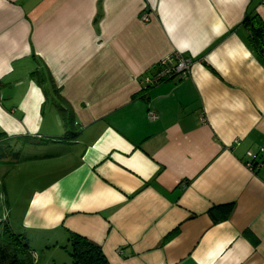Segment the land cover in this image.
Instances as JSON below:
<instances>
[{
  "label": "crops",
  "instance_id": "0c3cea01",
  "mask_svg": "<svg viewBox=\"0 0 264 264\" xmlns=\"http://www.w3.org/2000/svg\"><path fill=\"white\" fill-rule=\"evenodd\" d=\"M253 9L264 20V0H0V222L31 247L78 233L110 264H264ZM172 52L187 77L142 89Z\"/></svg>",
  "mask_w": 264,
  "mask_h": 264
},
{
  "label": "trees",
  "instance_id": "16d2710c",
  "mask_svg": "<svg viewBox=\"0 0 264 264\" xmlns=\"http://www.w3.org/2000/svg\"><path fill=\"white\" fill-rule=\"evenodd\" d=\"M242 25L248 29L250 45L261 58H264V20L260 18L256 10H248L242 20ZM64 124L65 126L70 124L68 118H64ZM3 192V188L0 187V194ZM233 208V203L216 205L211 207L208 213L213 222L217 223L227 219ZM2 227L0 264H37L35 252L32 251L27 237L23 233L13 232L8 225H2ZM63 247L68 250L72 264H110L98 245L78 233L68 232V244Z\"/></svg>",
  "mask_w": 264,
  "mask_h": 264
},
{
  "label": "built area",
  "instance_id": "2783aa9c",
  "mask_svg": "<svg viewBox=\"0 0 264 264\" xmlns=\"http://www.w3.org/2000/svg\"><path fill=\"white\" fill-rule=\"evenodd\" d=\"M149 16V13H144L143 17L147 19ZM158 65L161 66V68L153 75L152 77L144 76L141 85L142 89H147L146 86H150L153 84H157L164 79L167 78H173L176 76L181 77H187V75L190 72V68L192 65V57L186 56L183 53L178 52H172L169 55H166L162 59L158 61ZM149 116L151 118H154L155 115L153 112L149 113ZM247 161L246 164L250 168H256L260 164V158L259 153H254L251 151L247 152Z\"/></svg>",
  "mask_w": 264,
  "mask_h": 264
},
{
  "label": "rangeland",
  "instance_id": "374dc122",
  "mask_svg": "<svg viewBox=\"0 0 264 264\" xmlns=\"http://www.w3.org/2000/svg\"><path fill=\"white\" fill-rule=\"evenodd\" d=\"M2 225H8V223L3 221L0 227ZM2 241H3V236L0 235V245L2 244ZM59 244L60 245H58L57 247H50V248H47L45 245L41 246L40 248L37 247V245H35V247L30 246L36 252L35 256L37 259L36 261L37 264H72L68 250L63 247L68 244V240L60 241Z\"/></svg>",
  "mask_w": 264,
  "mask_h": 264
}]
</instances>
